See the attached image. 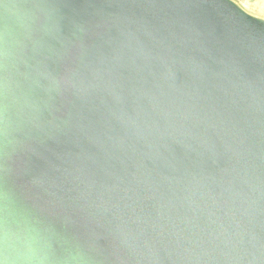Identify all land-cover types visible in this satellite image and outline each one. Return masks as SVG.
I'll use <instances>...</instances> for the list:
<instances>
[{
	"label": "water",
	"instance_id": "95a60500",
	"mask_svg": "<svg viewBox=\"0 0 264 264\" xmlns=\"http://www.w3.org/2000/svg\"><path fill=\"white\" fill-rule=\"evenodd\" d=\"M0 264H264V20L0 0Z\"/></svg>",
	"mask_w": 264,
	"mask_h": 264
},
{
	"label": "rangeland",
	"instance_id": "374dc122",
	"mask_svg": "<svg viewBox=\"0 0 264 264\" xmlns=\"http://www.w3.org/2000/svg\"><path fill=\"white\" fill-rule=\"evenodd\" d=\"M247 14L264 20V0H231Z\"/></svg>",
	"mask_w": 264,
	"mask_h": 264
}]
</instances>
